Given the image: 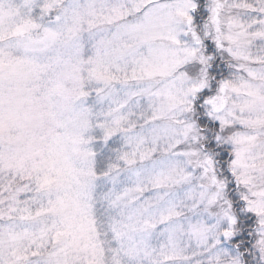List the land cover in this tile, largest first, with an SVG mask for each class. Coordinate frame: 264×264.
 <instances>
[{"label": "snow or ice", "instance_id": "1", "mask_svg": "<svg viewBox=\"0 0 264 264\" xmlns=\"http://www.w3.org/2000/svg\"><path fill=\"white\" fill-rule=\"evenodd\" d=\"M0 264H264V0H0Z\"/></svg>", "mask_w": 264, "mask_h": 264}]
</instances>
